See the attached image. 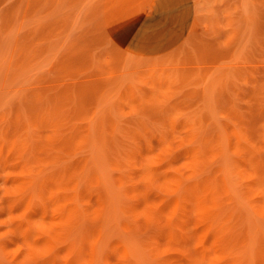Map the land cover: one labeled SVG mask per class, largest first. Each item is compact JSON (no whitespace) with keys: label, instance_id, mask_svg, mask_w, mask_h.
<instances>
[{"label":"rangeland","instance_id":"374dc122","mask_svg":"<svg viewBox=\"0 0 264 264\" xmlns=\"http://www.w3.org/2000/svg\"><path fill=\"white\" fill-rule=\"evenodd\" d=\"M148 1L0 0V264H264V0L133 59Z\"/></svg>","mask_w":264,"mask_h":264},{"label":"crops","instance_id":"0c3cea01","mask_svg":"<svg viewBox=\"0 0 264 264\" xmlns=\"http://www.w3.org/2000/svg\"><path fill=\"white\" fill-rule=\"evenodd\" d=\"M194 19V0H149L137 14L112 29L110 41L130 58H160L186 40Z\"/></svg>","mask_w":264,"mask_h":264},{"label":"bare ground","instance_id":"6f19581e","mask_svg":"<svg viewBox=\"0 0 264 264\" xmlns=\"http://www.w3.org/2000/svg\"><path fill=\"white\" fill-rule=\"evenodd\" d=\"M135 14H137V12H133V14H130L131 16L128 18L130 19L132 16H134Z\"/></svg>","mask_w":264,"mask_h":264}]
</instances>
